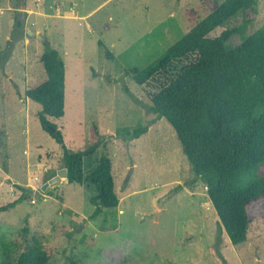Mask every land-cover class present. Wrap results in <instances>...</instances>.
Instances as JSON below:
<instances>
[{
  "label": "rangeland",
  "instance_id": "obj_1",
  "mask_svg": "<svg viewBox=\"0 0 264 264\" xmlns=\"http://www.w3.org/2000/svg\"><path fill=\"white\" fill-rule=\"evenodd\" d=\"M206 13L200 0H0V206L21 196L17 184L29 191L15 207L0 210L6 240L23 248L33 237L59 242L48 264H264V215L250 225L245 242L233 244L224 233L219 238L207 186L196 178L175 129L134 99L149 104L165 77L157 73L139 85L128 70L153 63ZM242 22L238 12L209 36ZM262 25L264 0L256 20L227 45ZM29 30L58 49L66 65L65 114L50 118L66 147L87 149L96 127L110 133L97 136L84 173L107 153L120 201L93 218L94 186L60 179L42 190L64 167L63 147L42 128L41 105L25 96L47 78L40 61L46 42L29 37ZM145 123L148 131L137 139L115 135Z\"/></svg>",
  "mask_w": 264,
  "mask_h": 264
},
{
  "label": "trees",
  "instance_id": "obj_2",
  "mask_svg": "<svg viewBox=\"0 0 264 264\" xmlns=\"http://www.w3.org/2000/svg\"><path fill=\"white\" fill-rule=\"evenodd\" d=\"M200 2L207 12L202 20L153 63L128 72L139 85L157 73L165 77L164 85L150 95L149 104L134 99L147 112L171 123L196 178L207 186L217 214L219 238L224 233L237 245L247 240L250 225L264 215V173L260 170L264 165V25L242 36L237 45L228 46L234 33L256 20L260 0ZM238 12L243 13L239 26L224 30L220 36H209ZM17 25L23 24L18 21ZM40 61L47 78L27 88L25 96L41 105L38 118L42 128L62 145L68 182L94 186L97 194L92 202L97 208L92 218L104 209L117 208L120 200L108 154H102L93 169L84 173V159L99 147L97 136L110 133L96 127L91 129L93 144L87 149L72 152L66 147L61 129L50 120L65 114L66 65L49 42ZM149 127L148 123L125 126L115 135L137 139ZM17 187L23 190L21 196L0 210L13 208L25 199L29 191L19 184ZM58 246L57 241L33 237L23 248L0 234V264H48Z\"/></svg>",
  "mask_w": 264,
  "mask_h": 264
},
{
  "label": "water",
  "instance_id": "obj_3",
  "mask_svg": "<svg viewBox=\"0 0 264 264\" xmlns=\"http://www.w3.org/2000/svg\"><path fill=\"white\" fill-rule=\"evenodd\" d=\"M27 34L29 37H35L38 38L44 42H47L46 38L42 36L40 33L33 32V31H27ZM60 179H68V169L66 167H63L57 171V174L50 178L43 186L42 190H45L50 184L58 182Z\"/></svg>",
  "mask_w": 264,
  "mask_h": 264
},
{
  "label": "crops",
  "instance_id": "obj_4",
  "mask_svg": "<svg viewBox=\"0 0 264 264\" xmlns=\"http://www.w3.org/2000/svg\"><path fill=\"white\" fill-rule=\"evenodd\" d=\"M10 2H11V1H9V4H10ZM19 7H20V8H23V9H26L27 11H29V12H31V13L34 12L33 9L28 8V7L26 6L25 2H21V3L19 4ZM37 12L42 14V11H40V10H38ZM71 16H72V14H67V17H71ZM36 32H37V31H36ZM38 32H39V31H38Z\"/></svg>",
  "mask_w": 264,
  "mask_h": 264
}]
</instances>
